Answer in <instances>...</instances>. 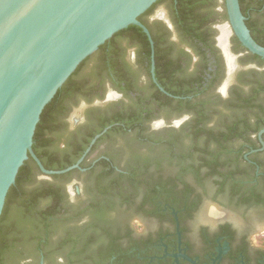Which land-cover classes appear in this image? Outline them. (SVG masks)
Returning a JSON list of instances; mask_svg holds the SVG:
<instances>
[{
  "label": "flooded vegetation",
  "instance_id": "flooded-vegetation-1",
  "mask_svg": "<svg viewBox=\"0 0 264 264\" xmlns=\"http://www.w3.org/2000/svg\"><path fill=\"white\" fill-rule=\"evenodd\" d=\"M216 1L193 10L178 0H158L141 16L153 45L140 27L147 39H111L104 57L92 55L75 77L83 91H72L57 114L58 128L50 137L59 151L66 143L83 142L115 115H129L135 125L127 129L119 121L96 133L77 160L80 168L58 179L70 182L73 214L88 208L73 223L84 229L94 222L89 206L95 194L89 188L104 169L111 171L109 182L131 178L140 187L135 210L107 214L102 225L118 236L115 264H264V127L255 131L264 120V60L252 58L241 45L225 17V1ZM259 14L264 15V3ZM198 15L201 38L189 39L180 24ZM259 28L264 39V20ZM239 96L255 99L243 109L237 107ZM201 111L208 118L200 126L217 137L229 135L224 124L234 126L236 112L242 120L217 158L221 172L238 171L242 189L234 197L218 192V175L208 177L201 158L213 162L214 155L193 147ZM115 126L119 130L109 135ZM53 177L36 174L40 182L57 180ZM152 186L165 188L154 197L157 206L142 205L143 188ZM253 195L263 202H239ZM96 232H87L95 241L86 255L97 260L108 241Z\"/></svg>",
  "mask_w": 264,
  "mask_h": 264
},
{
  "label": "trees",
  "instance_id": "trees-1",
  "mask_svg": "<svg viewBox=\"0 0 264 264\" xmlns=\"http://www.w3.org/2000/svg\"><path fill=\"white\" fill-rule=\"evenodd\" d=\"M178 1L181 7H187L193 10H198L200 7L207 6L208 4L217 5L216 0H211L210 2L212 3L201 2L200 0ZM263 3L264 0H240L242 12L247 17L246 24L253 38L262 46H264V39L259 34L261 33L259 26L260 22L264 20V15H260L259 11ZM188 4L189 6H187ZM223 6L226 10L225 4ZM254 14H257L259 18L256 21H254V18L257 15ZM192 17L193 19H189V22H186L187 17L183 18L186 22L184 25L179 23L181 25V31L189 39L201 38L199 26L200 17L199 15L198 18L195 16ZM225 17L227 18V14H225ZM139 20L141 21L142 18L140 17ZM122 36L128 37V39H147L141 29L136 26H130L128 29L119 32L112 40ZM110 42L108 41L106 44L108 45ZM107 45L100 47L93 57L101 55L103 58L104 54H106ZM90 58L92 57H89L79 66L77 71L58 91L51 103L47 105L37 126L33 149L48 170L61 171L75 165L92 137L96 133H101L108 125L124 121L128 124L127 129H132L135 126L133 120L128 119L129 115H115V118L103 124L101 129L90 132L89 136L83 142L72 146L66 143V149L59 151L58 144L56 145L55 141L50 137V135L54 134L56 128H58L57 114L63 111V100L70 97L72 91H83V88L79 87L75 77L81 72ZM252 58L264 60L256 55H252ZM261 89H264V86ZM257 93L259 92L257 91ZM257 93L254 92V97ZM254 97L250 100L248 97L242 98L239 96L237 107L240 106V108L245 109L254 101ZM189 108L193 109L190 101ZM235 116L234 126L230 127V124H224L225 132H229L228 136L224 132H221L219 137H217L213 134L214 131H209L201 127L200 124L208 118L202 111L198 116L199 120L193 130L194 137L197 138L195 139L196 143L193 147L204 154L211 153L215 157L213 162H210L205 156L201 158L203 164L210 170L208 177L218 175L221 178V180L216 182L218 192L225 193L229 191L232 197L236 196L242 189L237 187L239 185L235 175L238 171L221 172L218 167L222 165L221 162L217 161V158L219 159L218 155L226 148L223 142L229 141L238 133V125L242 120L239 119L238 112L235 113ZM261 122L262 124L255 129L256 132L264 127V120ZM117 130L119 128L115 126L108 134L111 131ZM213 164L218 165L213 167ZM38 173L37 165L30 158L20 169L16 184L8 193L5 208L0 219V264H39L42 258L45 264L117 263V259L114 261L112 259L117 257L118 236L113 235L108 228L102 225L104 220L109 217L107 214L120 217L125 211L133 212L135 207L138 206L139 203H136V198L140 196L141 189L133 183V179H129L130 183L122 179H114L109 182L108 179L111 171L104 169L96 179L97 184L89 188V191L95 194L93 202L89 206V209H94L92 213L94 218V220L92 218V222H94L84 229L81 227L82 225L79 226L76 224L73 226V223L78 217L86 216L88 208L78 210L77 214H73L74 209L66 190V183L57 185L46 181L40 182L36 179V174ZM70 175L71 173L69 172L64 175L54 176L53 178L64 181ZM105 180L108 182H105ZM143 189L146 192L143 193V197L141 198L142 205L151 203L152 206H157L158 200L155 201L154 197H157L160 191H164L165 188L159 189L152 186V188L145 187ZM260 195L257 196L258 199L254 195L248 198L241 196L239 202L242 205H246L257 201L259 204L263 202V199H260ZM138 209L140 211L142 206ZM103 213H106L105 218L102 215ZM91 228H97L98 232L96 234H99L103 239L107 236L108 241L107 246L103 248V252L98 255L97 260L86 255L89 244L95 241V236L93 235L89 238L87 233ZM35 252L39 254L40 259L35 257ZM29 254L32 255L30 257L34 258L33 262L30 263L26 262Z\"/></svg>",
  "mask_w": 264,
  "mask_h": 264
},
{
  "label": "water",
  "instance_id": "water-1",
  "mask_svg": "<svg viewBox=\"0 0 264 264\" xmlns=\"http://www.w3.org/2000/svg\"><path fill=\"white\" fill-rule=\"evenodd\" d=\"M157 1L0 0V219L30 158L46 178L80 168L82 161L61 171L45 168L33 149L41 116L79 66L119 32L140 27L153 45L139 18ZM224 1L241 45L264 59V46L253 38L240 0Z\"/></svg>",
  "mask_w": 264,
  "mask_h": 264
},
{
  "label": "rangeland",
  "instance_id": "rangeland-1",
  "mask_svg": "<svg viewBox=\"0 0 264 264\" xmlns=\"http://www.w3.org/2000/svg\"><path fill=\"white\" fill-rule=\"evenodd\" d=\"M45 181H46V180H45ZM48 181H49V183H53V184H57V185H58V184H65V183H66V182L64 183V182H60V181H58V180H51V179L48 180ZM46 182H47V181H46ZM65 186H66V190H68L69 188H71V187H70V182H67V183L65 184ZM211 204H212V203H211ZM30 252H31V251H30ZM28 253H29V252H28ZM35 253H36V252H35ZM30 256H32V255H30V254L28 255V257H27V259H26V262H29V263H30V262H33L34 258H33V257H30ZM33 256H34V255H33ZM35 257H36L37 259H38V258L40 259L38 253L35 254Z\"/></svg>",
  "mask_w": 264,
  "mask_h": 264
}]
</instances>
